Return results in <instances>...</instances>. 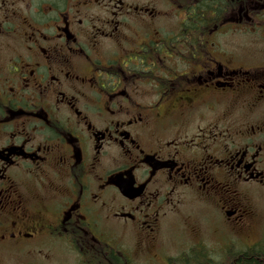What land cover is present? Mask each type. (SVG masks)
I'll return each mask as SVG.
<instances>
[{
  "label": "flooded vegetation",
  "instance_id": "1",
  "mask_svg": "<svg viewBox=\"0 0 264 264\" xmlns=\"http://www.w3.org/2000/svg\"><path fill=\"white\" fill-rule=\"evenodd\" d=\"M243 29L264 33V0H0V254L52 238L128 264L131 238L149 264H226L197 224L164 253L194 200L264 264V59Z\"/></svg>",
  "mask_w": 264,
  "mask_h": 264
},
{
  "label": "rangeland",
  "instance_id": "2",
  "mask_svg": "<svg viewBox=\"0 0 264 264\" xmlns=\"http://www.w3.org/2000/svg\"><path fill=\"white\" fill-rule=\"evenodd\" d=\"M259 31V30H258ZM256 31L255 34L246 33L242 30L240 35L242 55L245 58L262 60L264 59V33ZM184 207L183 216L176 220V226L169 228L166 232L165 251L166 255H175L180 248L188 247L196 242V235L189 234L187 227L189 224H197L203 240L209 244L218 246L227 244L229 246H241L237 237L230 235L227 231L217 234L214 232V219L208 209L194 200L187 201ZM258 207L261 202H257ZM264 205V199L262 201ZM186 217L189 219L186 220ZM198 235V234H197ZM199 236V235H198ZM45 249L42 252H26L20 254L18 252L1 253L0 264H79L80 255L72 250L71 246L61 239H46L44 241ZM126 247H130L135 254L140 257H135L139 263H146L145 257H141V243L133 239H128ZM129 248V249H130ZM21 251H25L21 249ZM30 253V254H28Z\"/></svg>",
  "mask_w": 264,
  "mask_h": 264
},
{
  "label": "trees",
  "instance_id": "3",
  "mask_svg": "<svg viewBox=\"0 0 264 264\" xmlns=\"http://www.w3.org/2000/svg\"><path fill=\"white\" fill-rule=\"evenodd\" d=\"M103 246V245H102ZM255 252V251H254ZM238 253V255H237ZM239 253H242V264H253L251 263V256L252 253L251 251L248 252H237V250H228L226 252V257H225V263L226 264H237L236 258L240 257ZM193 253H182L175 261L174 263L176 264H198L196 261L192 260ZM81 261L80 264H118L117 262L113 261L111 259V255L108 253V250L106 249H101L99 247L94 248L92 251H87L84 250L83 253L81 254ZM256 256L259 258L260 261H264V248L258 249V254ZM217 262V260H215ZM201 262L200 264H203ZM128 264H134L132 260H129Z\"/></svg>",
  "mask_w": 264,
  "mask_h": 264
}]
</instances>
